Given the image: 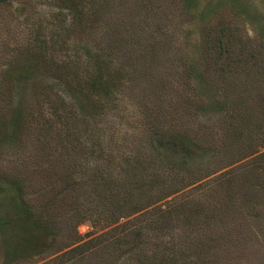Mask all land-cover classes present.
Here are the masks:
<instances>
[{"label": "trees", "instance_id": "16d2710c", "mask_svg": "<svg viewBox=\"0 0 264 264\" xmlns=\"http://www.w3.org/2000/svg\"><path fill=\"white\" fill-rule=\"evenodd\" d=\"M192 2L47 0L51 13L44 23L31 25L28 45L17 49L46 78L30 79L31 101L18 120L14 117L11 132L17 140L8 146L22 168L17 179L27 182L41 208L35 220L53 221L65 213L70 222L89 220L106 227L137 212L142 218L174 214L177 189L148 144L169 131L191 136L193 127L178 111L160 122L152 114L158 92L141 97L136 87H149L156 79L168 83L163 76L173 70L175 26H184L182 17L191 18ZM9 3L0 0V7ZM229 25L222 15L201 25V49L208 55L205 78L224 76L237 95L263 99L264 46L242 42ZM232 38L241 41L243 53L248 51L243 61L238 59L241 50L232 49ZM178 52L182 68L187 66L182 72H188L191 58L181 47ZM13 83L4 70V89ZM11 113L19 112L14 107ZM230 118L226 138L232 146L249 137L250 130L239 132L235 117ZM52 204L64 212L49 210ZM139 234L118 250H137Z\"/></svg>", "mask_w": 264, "mask_h": 264}, {"label": "rangeland", "instance_id": "374dc122", "mask_svg": "<svg viewBox=\"0 0 264 264\" xmlns=\"http://www.w3.org/2000/svg\"><path fill=\"white\" fill-rule=\"evenodd\" d=\"M48 8L47 0H11L0 7V264H264V90H259L263 99L247 97L231 90L224 76L209 81L203 73L208 55L201 49V25L217 15L230 20L242 42L264 46V0H193L191 18L182 17L184 26H175L177 58L173 70L165 71L172 73L163 76L168 83L156 79L147 83L150 88L136 87L141 97L158 92L152 114L160 122L178 111L193 127L191 136L169 131L148 144L177 189L174 214L142 218L137 212L106 227L70 222L54 204L49 210L58 209L60 216L35 220L41 208L27 182L17 179L22 168L8 147L17 140L11 132L14 117L18 120L31 101L30 79L46 78L17 49L26 48L31 25L44 23ZM239 39L232 38V49L241 50L243 61L248 51L242 52ZM180 47L192 61L188 72L178 61ZM4 70L13 76L8 89ZM14 107L19 113L11 115ZM231 114L239 132L250 130L232 146L226 138ZM137 230V250L121 253L118 248L136 238Z\"/></svg>", "mask_w": 264, "mask_h": 264}]
</instances>
